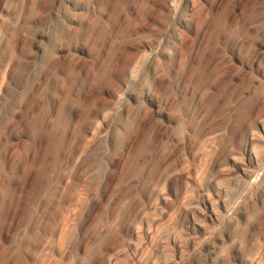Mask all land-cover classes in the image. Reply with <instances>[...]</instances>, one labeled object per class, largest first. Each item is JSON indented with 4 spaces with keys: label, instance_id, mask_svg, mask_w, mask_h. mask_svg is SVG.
<instances>
[{
    "label": "rangeland",
    "instance_id": "rangeland-1",
    "mask_svg": "<svg viewBox=\"0 0 264 264\" xmlns=\"http://www.w3.org/2000/svg\"><path fill=\"white\" fill-rule=\"evenodd\" d=\"M170 1L0 0V264H264V0Z\"/></svg>",
    "mask_w": 264,
    "mask_h": 264
},
{
    "label": "bare ground",
    "instance_id": "bare-ground-1",
    "mask_svg": "<svg viewBox=\"0 0 264 264\" xmlns=\"http://www.w3.org/2000/svg\"><path fill=\"white\" fill-rule=\"evenodd\" d=\"M183 0H171L168 7H169V11H170V16L174 22V20L177 18L179 10H180V6H181V2ZM188 6H190V3L188 2ZM171 20V22H172ZM170 29V27H169ZM166 37V36H165ZM262 162V161H261ZM260 164V161L258 162ZM252 175V174H251ZM221 250V246L217 245V248L215 249V253L220 252Z\"/></svg>",
    "mask_w": 264,
    "mask_h": 264
}]
</instances>
